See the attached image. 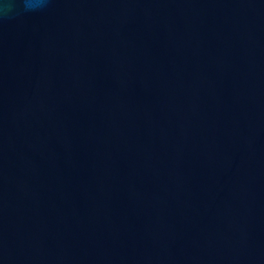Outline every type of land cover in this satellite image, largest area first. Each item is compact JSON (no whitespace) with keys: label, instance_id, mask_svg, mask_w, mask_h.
Wrapping results in <instances>:
<instances>
[{"label":"water","instance_id":"95a60500","mask_svg":"<svg viewBox=\"0 0 264 264\" xmlns=\"http://www.w3.org/2000/svg\"><path fill=\"white\" fill-rule=\"evenodd\" d=\"M0 264H264V0L0 11Z\"/></svg>","mask_w":264,"mask_h":264},{"label":"clouds","instance_id":"9594fccd","mask_svg":"<svg viewBox=\"0 0 264 264\" xmlns=\"http://www.w3.org/2000/svg\"><path fill=\"white\" fill-rule=\"evenodd\" d=\"M46 3L47 0H4L3 4L0 5V11L7 14L17 5L24 11H35L45 7Z\"/></svg>","mask_w":264,"mask_h":264}]
</instances>
